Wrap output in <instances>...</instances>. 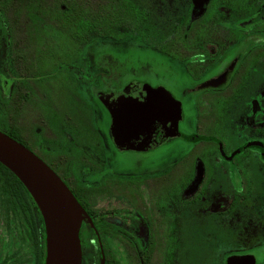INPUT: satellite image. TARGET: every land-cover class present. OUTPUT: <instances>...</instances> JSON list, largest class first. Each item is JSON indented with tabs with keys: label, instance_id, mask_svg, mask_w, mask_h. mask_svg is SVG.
I'll use <instances>...</instances> for the list:
<instances>
[{
	"label": "flooded vegetation",
	"instance_id": "af4514ba",
	"mask_svg": "<svg viewBox=\"0 0 264 264\" xmlns=\"http://www.w3.org/2000/svg\"><path fill=\"white\" fill-rule=\"evenodd\" d=\"M47 1L0 0V131L84 208L83 264H264V0H126L125 37L102 35L106 0H80L94 11L82 21L69 0ZM151 2L171 30L153 32ZM117 38L165 54L179 80L112 87L97 46ZM140 83L182 107L177 136L148 148L110 109L146 103ZM6 176L0 166V264H45L42 212Z\"/></svg>",
	"mask_w": 264,
	"mask_h": 264
},
{
	"label": "water",
	"instance_id": "95a60500",
	"mask_svg": "<svg viewBox=\"0 0 264 264\" xmlns=\"http://www.w3.org/2000/svg\"><path fill=\"white\" fill-rule=\"evenodd\" d=\"M140 86L149 95L146 103H134L132 112L124 116L110 109L123 131L148 148L177 136L182 107L164 90L144 83ZM0 163L24 184L42 212L47 235L45 264H83L80 226L87 214L67 185L38 156L1 131Z\"/></svg>",
	"mask_w": 264,
	"mask_h": 264
},
{
	"label": "rangeland",
	"instance_id": "374dc122",
	"mask_svg": "<svg viewBox=\"0 0 264 264\" xmlns=\"http://www.w3.org/2000/svg\"><path fill=\"white\" fill-rule=\"evenodd\" d=\"M151 4L153 7H151L150 24L155 28L153 32L157 33L158 29L171 30L173 26L169 21L173 16L167 13L164 15L158 6L155 7L159 3L151 2ZM112 29L114 32H111ZM109 31L119 37L127 36L126 17L125 21L118 22L117 27L109 26ZM157 46L161 47L162 45L157 44ZM97 50L100 68L103 73L108 72L105 74H108L109 80L112 81L111 86L115 84L122 87L132 80L149 81L153 84L161 81L177 82L179 80V73L174 71L170 59L165 54L150 48L140 39L105 40L97 46Z\"/></svg>",
	"mask_w": 264,
	"mask_h": 264
},
{
	"label": "trees",
	"instance_id": "16d2710c",
	"mask_svg": "<svg viewBox=\"0 0 264 264\" xmlns=\"http://www.w3.org/2000/svg\"><path fill=\"white\" fill-rule=\"evenodd\" d=\"M32 3V4H39V3H48L47 0H23V3ZM122 2V6L119 4V6L117 7V11H115L110 3V0H106V2H101V7L102 9L100 10L101 12V18H102V31L103 33L106 32L107 35H109L110 31H109V26L111 24V20L112 17L114 16L115 13H117V18H118V22L120 21H125V17L127 14V2L126 0H121ZM53 3L57 4H62L63 1L62 0H54ZM87 3V2H86ZM91 4H94V2H90ZM81 5V1L80 0H69V15H70V20H77V21H82L83 20V14L91 15L94 14L93 10H89V9H85L86 12L84 10H82L80 8ZM122 15V16H121ZM80 28L78 27H74L71 26L70 27V34L71 35H77L80 34ZM0 166L2 167V169L5 170L7 176L6 178H11L14 180H17L20 182V180L8 169L6 168L4 165H2L0 163ZM22 187H24L23 184H21Z\"/></svg>",
	"mask_w": 264,
	"mask_h": 264
}]
</instances>
